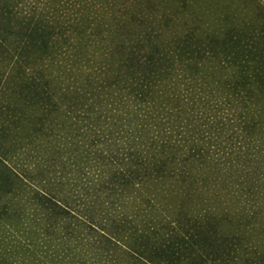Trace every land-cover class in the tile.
Returning <instances> with one entry per match:
<instances>
[{"label":"trees","instance_id":"16d2710c","mask_svg":"<svg viewBox=\"0 0 264 264\" xmlns=\"http://www.w3.org/2000/svg\"><path fill=\"white\" fill-rule=\"evenodd\" d=\"M0 58V264H264L263 0H0Z\"/></svg>","mask_w":264,"mask_h":264},{"label":"rangeland","instance_id":"374dc122","mask_svg":"<svg viewBox=\"0 0 264 264\" xmlns=\"http://www.w3.org/2000/svg\"><path fill=\"white\" fill-rule=\"evenodd\" d=\"M264 1V0H263ZM2 59L0 58V78L2 77L3 78V76H2V71H4L5 70V72H7V70H8V67H7V65H6V62L5 61H1ZM6 74V73H5ZM1 83H2V81H0V87H1ZM1 91V90H0Z\"/></svg>","mask_w":264,"mask_h":264}]
</instances>
